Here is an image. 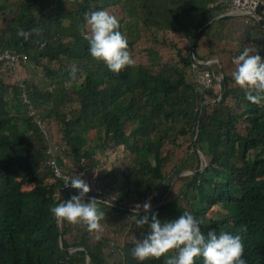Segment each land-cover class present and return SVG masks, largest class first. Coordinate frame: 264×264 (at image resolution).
Masks as SVG:
<instances>
[{
	"label": "trees",
	"instance_id": "1",
	"mask_svg": "<svg viewBox=\"0 0 264 264\" xmlns=\"http://www.w3.org/2000/svg\"><path fill=\"white\" fill-rule=\"evenodd\" d=\"M217 1L0 0V56L9 55L0 60V264H86L87 255L91 264H164L132 256L148 229L131 208L150 196L161 222L189 212L205 235L246 226L244 259L264 264V105L248 101L232 76L245 47L264 59V28L254 21L237 33L233 17L216 21ZM96 10L118 18L137 54L119 74L81 35L85 13ZM19 29L39 33L26 41ZM166 49L174 55L163 61ZM196 60L220 64L199 66L210 73L204 92ZM118 149L126 167L101 169L96 153ZM56 170L83 173L102 193V232L63 220L60 232L51 208L78 192L53 181ZM186 171L193 174L179 176Z\"/></svg>",
	"mask_w": 264,
	"mask_h": 264
},
{
	"label": "clouds",
	"instance_id": "2",
	"mask_svg": "<svg viewBox=\"0 0 264 264\" xmlns=\"http://www.w3.org/2000/svg\"><path fill=\"white\" fill-rule=\"evenodd\" d=\"M211 7L224 9L222 15L215 19L216 21L225 17H235L231 11L225 9L221 0H218ZM263 15L261 12L262 17ZM84 20L88 32L87 34L82 32L81 35L88 41L89 51L94 59L103 61L110 71L117 74L135 65L128 38L119 31L120 22L115 15L108 10H96L85 13ZM33 33L38 34L39 29L30 31L19 29L17 31V35L26 41L30 39ZM197 61L199 60H196L195 63ZM200 62L203 63L201 66L219 64L217 60L207 63ZM233 64L235 65V70L232 73L233 79L241 89L246 90V99L252 104L264 105V59L252 48L245 47L243 52L233 59ZM77 71L73 67L71 77L72 81L78 83ZM195 81L198 84L196 78ZM217 81L222 82L223 77L218 76ZM65 86H71V82H66ZM199 86L202 92L207 90L206 87ZM210 102L212 101L208 100L205 105ZM196 136L195 144H197L198 132ZM199 150L201 151L200 148ZM201 153L203 154L202 151ZM199 155L202 160L200 153ZM203 156L206 163L202 164V170L209 163L207 157L204 154ZM75 172L79 173L78 171ZM189 172H183L181 175ZM83 175L81 173L74 177H62L64 186L71 187L70 191L77 190L78 194L68 196L67 201L52 207L51 212L57 220H61V224L62 220L72 224H84L89 232H102V221L105 220V212L100 208L102 198L91 192V187ZM54 177L53 181L59 179L55 174ZM89 193L96 197L89 198ZM108 196L112 199L109 204L119 206L120 203H118L115 193H109ZM85 198H89L88 202H85ZM151 201L152 197L150 196L144 202L134 203L131 208L137 217L136 226L141 229L147 226L148 229L146 233H142V238H135L133 241L135 246L132 249V256L136 260L144 262L163 258L164 264H196L197 259L202 258L203 264H247L244 259L243 238L240 235L241 232H247L246 226L241 225L235 235L225 231L217 233L216 230H209L205 235L202 231L204 221L189 212H183L175 220L161 222L158 218L159 214L152 211L154 207L152 208ZM143 213L146 214L138 216V214Z\"/></svg>",
	"mask_w": 264,
	"mask_h": 264
},
{
	"label": "built area",
	"instance_id": "3",
	"mask_svg": "<svg viewBox=\"0 0 264 264\" xmlns=\"http://www.w3.org/2000/svg\"><path fill=\"white\" fill-rule=\"evenodd\" d=\"M221 4L228 7L232 13L239 16L254 18L262 27L264 28V19L261 16L264 14V0H221ZM4 58H9V55L0 56V60ZM203 63L197 61L192 68L194 69V76L199 85L208 88L210 86V73L206 70L199 69ZM81 173H76L75 175H80ZM74 175V176H75ZM55 176L62 180V185L66 190L72 189L71 187H65L62 177H74L63 174L59 170L55 171ZM91 192L95 195L101 196L102 193L98 190L91 188Z\"/></svg>",
	"mask_w": 264,
	"mask_h": 264
},
{
	"label": "rangeland",
	"instance_id": "4",
	"mask_svg": "<svg viewBox=\"0 0 264 264\" xmlns=\"http://www.w3.org/2000/svg\"><path fill=\"white\" fill-rule=\"evenodd\" d=\"M225 9L231 11L228 7H225ZM232 13V11H231ZM235 15V17L231 20V23H230V27L237 31V33H240V29H239V26L242 27L241 30H244V27H247V26H250L251 24L253 25L254 21H256L254 18H250V17H244V16H239V15H236L235 13H232ZM257 22V21H256ZM242 24V25H240ZM169 55L173 56L174 55V52H171L170 50L166 49L165 51H161V57H162V60L165 61L166 60V57H170ZM135 56V60L137 61V54L135 53L134 54ZM162 61V63H163ZM130 128V127H129ZM129 128L127 129V132L129 131ZM95 133L96 131L92 132L90 134V139H94L96 138L95 136ZM96 158L95 160H101L102 161V164H101V169H111V165L115 167H122L125 168L126 167V164L125 161H126V157H127V152L126 151H123L121 149H118L117 152H109V154L105 157L103 156L102 154H100L99 152L96 153ZM190 173L192 172H189V173H184L183 175H181L182 177L184 176H188L190 175ZM180 186V185H179ZM178 186V187H179ZM4 189H6L5 186H3ZM164 202H161L160 205H162ZM158 206H155L152 211H154ZM107 225V224H105ZM112 241L115 242L114 238H112ZM119 242H122L121 239H119Z\"/></svg>",
	"mask_w": 264,
	"mask_h": 264
},
{
	"label": "water",
	"instance_id": "5",
	"mask_svg": "<svg viewBox=\"0 0 264 264\" xmlns=\"http://www.w3.org/2000/svg\"><path fill=\"white\" fill-rule=\"evenodd\" d=\"M219 67H220V64H219ZM220 76L223 77L222 74H220ZM196 138H197V136H196ZM195 143H196V140H195ZM198 150H199V148H198ZM199 153H200L201 156H202V164L206 163V160H205V158H204V156H203V154L201 153L200 150H199ZM65 201H67V200H65ZM57 225H58L59 228H60V232H62V230H61V220H57ZM61 246H62V248H63V243H62V242H61ZM76 250H77V249H70L71 252H75ZM82 250H85V249L82 248ZM86 264H91V259L89 258L88 255H87V257H86Z\"/></svg>",
	"mask_w": 264,
	"mask_h": 264
}]
</instances>
